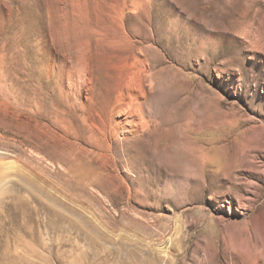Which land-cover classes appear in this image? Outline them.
<instances>
[{
    "label": "rangeland",
    "instance_id": "rangeland-1",
    "mask_svg": "<svg viewBox=\"0 0 264 264\" xmlns=\"http://www.w3.org/2000/svg\"><path fill=\"white\" fill-rule=\"evenodd\" d=\"M0 264H264V0H0Z\"/></svg>",
    "mask_w": 264,
    "mask_h": 264
},
{
    "label": "bare ground",
    "instance_id": "bare-ground-1",
    "mask_svg": "<svg viewBox=\"0 0 264 264\" xmlns=\"http://www.w3.org/2000/svg\"><path fill=\"white\" fill-rule=\"evenodd\" d=\"M65 21V20H64ZM66 22V21H65ZM69 27V26H68ZM66 28V29H69V28ZM64 32H65V30H64ZM73 32V31H72ZM72 32H69V33H72ZM64 34V33H63ZM67 34V33H66ZM68 35V34H67ZM84 37V36H83ZM3 85V84H2ZM75 169L77 170L78 168H77V166L75 167Z\"/></svg>",
    "mask_w": 264,
    "mask_h": 264
}]
</instances>
